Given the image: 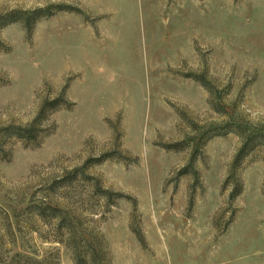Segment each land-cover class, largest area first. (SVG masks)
I'll return each instance as SVG.
<instances>
[{
  "label": "rangeland",
  "instance_id": "obj_1",
  "mask_svg": "<svg viewBox=\"0 0 264 264\" xmlns=\"http://www.w3.org/2000/svg\"><path fill=\"white\" fill-rule=\"evenodd\" d=\"M260 133L264 0H0V264H264Z\"/></svg>",
  "mask_w": 264,
  "mask_h": 264
},
{
  "label": "trees",
  "instance_id": "obj_2",
  "mask_svg": "<svg viewBox=\"0 0 264 264\" xmlns=\"http://www.w3.org/2000/svg\"><path fill=\"white\" fill-rule=\"evenodd\" d=\"M34 19H35V17L31 18L32 21H33ZM236 132H237V134H238L239 136H242V134H243V133H240V132H238V131H236ZM243 136H244V135H243ZM243 138H244V137H243ZM254 141L256 142L255 144H261V145L264 146V134L260 133V134L249 135V136L245 137V143H244L242 149L240 150L239 158H240L241 156H243V154H245V152H247V151L249 150L248 146L250 145L251 142L253 143ZM48 209L51 210V214H52L53 216H57V217H59L60 222H61V220H62V221H65V218H61V213H60L59 209H57V208H55V207H52V206H49V205H48ZM66 231L68 232V235H69L71 238H73V234H74V232H73V227H72L71 225H67V229H66ZM69 248H71V251L73 252V255H76V252L74 251V250H75L74 247H73L72 245H69ZM76 257H77V256H76ZM76 257H75V258H76ZM77 260H78V259H77ZM43 263H44V264H49V263H47V261H44Z\"/></svg>",
  "mask_w": 264,
  "mask_h": 264
}]
</instances>
